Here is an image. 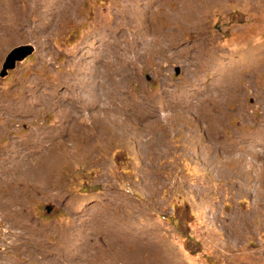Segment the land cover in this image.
<instances>
[{"label": "rangeland", "instance_id": "374dc122", "mask_svg": "<svg viewBox=\"0 0 264 264\" xmlns=\"http://www.w3.org/2000/svg\"><path fill=\"white\" fill-rule=\"evenodd\" d=\"M136 30L144 56L113 59L121 92L88 107L73 64L97 31L127 49ZM201 37L220 55L264 50V0H0V70L35 49L0 77V264H264V70L192 107L182 49ZM98 205L111 225L77 211ZM114 226L154 231L166 253L151 262Z\"/></svg>", "mask_w": 264, "mask_h": 264}, {"label": "bare ground", "instance_id": "6f19581e", "mask_svg": "<svg viewBox=\"0 0 264 264\" xmlns=\"http://www.w3.org/2000/svg\"><path fill=\"white\" fill-rule=\"evenodd\" d=\"M176 18H178V16ZM196 19L198 21L197 24L202 26L205 19L203 17H197ZM181 20L185 21V20H189V18L186 14H183ZM107 32L108 31H102V32L97 31V33H95V37H98L95 40V43H99L102 47L95 46V44H93L92 42L88 43V45L85 46L83 52L79 56L80 61L83 64L82 70L76 69V63H74L73 66L75 67V70L72 72V74H70V76L67 75V79H69L70 82L75 81L77 76L81 77L80 83L79 81L77 82L82 87L87 88L89 91H91V93L88 94L90 97L85 95L86 96L85 101L91 104V106L89 104L86 105L90 108L98 107V108L106 109L107 106L109 105L108 104L109 96L111 94H118V92L120 91L121 88L118 84V81H115L116 79L114 77V72L115 70H117L115 66L116 62L114 60L116 59V61H118L121 64H126V65L128 64L132 68V65L136 61L142 59V57L144 56L145 47L148 45V39L144 37L137 30L133 31L132 38L130 40L129 46H127V49L126 46H122L119 43L117 33L113 34V32L112 33H107ZM105 34H107V36H105ZM122 35H124V33ZM207 45L208 44L206 38L201 37L200 41L197 42L195 46L197 48L189 47L182 49L183 54L185 53L186 56L185 59L188 63L191 72L190 73L191 75L188 78L187 89L189 95L187 97L188 100L187 104L191 105L192 107H198V104H204L205 106L206 99H208V103H206L207 107L208 105L209 106H212L213 104L215 105L217 103L216 100L218 97H223V99H229V100L234 99V97L237 94L238 84H236V81H238L241 76H245V78L246 77L249 78L253 75V73L258 72L259 74L262 70H264V50L258 51L256 48L250 47L245 50L242 49L243 51L240 50L241 52L237 54L233 53L231 55L228 54L220 55L219 53L217 54L216 52H213L211 48L208 47ZM132 56L135 59H131ZM72 86L74 87L72 89L75 90V86L74 85ZM75 91H77V88ZM39 170H40L39 171L40 175H45L46 173L45 168L43 169L41 168ZM36 172H38V170H36ZM91 208H92L91 210L86 208L77 209V211H79L82 220L87 218L88 220H90L93 226L101 225L100 221L103 220L105 221L104 227L111 225L109 224V221H107L108 220L107 217L108 218L110 217V214L108 213L109 211L108 212L106 211L107 209L106 210L103 209L101 205ZM122 221L125 220L123 219ZM123 230L125 231V233L122 232V228L118 230L117 226H114L113 228H105L104 233L114 241H117L118 239H126L131 242L136 241L135 243L137 244L136 251L138 253H143L146 257L149 258L152 257L153 261L151 262L153 263L157 262L158 259L159 260L162 259L161 258L162 254L166 253V251L164 250H158L157 245L159 244V242H157L158 239L154 240L155 238L154 236L156 234L154 231H143V233L142 232L140 233V235L141 234L145 235L144 243L146 242V245L143 247L139 243L140 241H138L137 239L140 237V235H137L138 230L136 226L134 230L131 231L132 236L130 234L128 235L125 226ZM168 252L170 253V251ZM121 253H123V251ZM168 257H170V255ZM172 259L173 258H171V260Z\"/></svg>", "mask_w": 264, "mask_h": 264}, {"label": "water", "instance_id": "95a60500", "mask_svg": "<svg viewBox=\"0 0 264 264\" xmlns=\"http://www.w3.org/2000/svg\"><path fill=\"white\" fill-rule=\"evenodd\" d=\"M35 49L32 45L24 44L13 48L5 57L0 70V77L5 78L9 71H12L16 68L18 63L23 62L27 57L34 53ZM180 73V69L177 68L176 74ZM47 212H51L50 207H46Z\"/></svg>", "mask_w": 264, "mask_h": 264}]
</instances>
